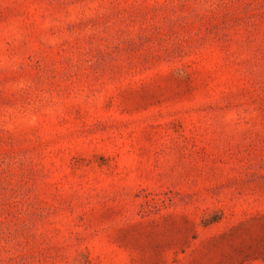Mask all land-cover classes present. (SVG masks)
I'll use <instances>...</instances> for the list:
<instances>
[{
    "label": "rangeland",
    "instance_id": "1",
    "mask_svg": "<svg viewBox=\"0 0 264 264\" xmlns=\"http://www.w3.org/2000/svg\"><path fill=\"white\" fill-rule=\"evenodd\" d=\"M0 264H264V0H0Z\"/></svg>",
    "mask_w": 264,
    "mask_h": 264
}]
</instances>
